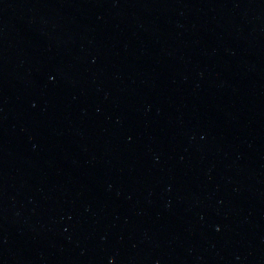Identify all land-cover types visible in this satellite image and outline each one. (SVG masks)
Returning a JSON list of instances; mask_svg holds the SVG:
<instances>
[{
    "label": "water",
    "instance_id": "1",
    "mask_svg": "<svg viewBox=\"0 0 264 264\" xmlns=\"http://www.w3.org/2000/svg\"><path fill=\"white\" fill-rule=\"evenodd\" d=\"M0 264H264V0H0Z\"/></svg>",
    "mask_w": 264,
    "mask_h": 264
}]
</instances>
